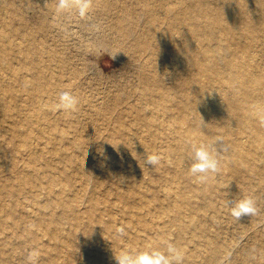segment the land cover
<instances>
[{"label":"rangeland","instance_id":"1","mask_svg":"<svg viewBox=\"0 0 264 264\" xmlns=\"http://www.w3.org/2000/svg\"><path fill=\"white\" fill-rule=\"evenodd\" d=\"M158 1L79 0L77 3L69 0V7L58 10L60 0H0V48L8 49L0 56V77H10L8 79L15 84L13 91L0 89V97L5 94L12 102L8 94L20 95L24 99L16 102L14 99L13 107H16L14 103L17 106L21 103L22 108L42 111L45 109L42 105L34 109L44 101L42 95L27 90L22 82V78H31L33 85L32 78H37L50 90L56 103V108L50 112L52 125L36 116L35 121L27 119L25 113L20 122L11 124L1 111L3 103L0 101V250L4 249V252L0 251V264H29L28 254L33 250L37 251L36 264H102L101 260L108 261L105 264H116L114 251L157 249L166 252L169 244L176 249L185 248L187 254L196 253L189 261L179 259L171 264H181V261L182 264H217L224 255L225 246L232 244L237 247L227 255L232 264H264V224L259 222V216H264V178L255 174L256 169H242L236 173L227 169L228 176L217 174L220 179L228 177L224 190L216 188L208 190L205 196H197L191 188V180L171 169L161 174L142 162L136 167L139 175L133 177L134 183L130 184L119 174H107L99 167L112 166L122 170L128 157L105 138L111 126L119 128L115 134L119 139L127 137L133 145L136 140H141L147 145L146 150L158 151L157 143H167L163 132L166 130L160 127L170 120L165 119L163 125L156 126L148 123L143 114H164L155 110L152 104L153 98L160 97L159 85L165 87L162 92L165 97L179 98L170 87L173 79L168 78V73L171 68H180L178 62L185 64L186 60L163 46L151 45L142 49L137 45L139 37L124 36L115 26L122 19L125 26L143 30L140 34L148 32L151 37L147 28L154 19L147 15L144 5L158 7ZM129 16H134V22ZM160 16L166 21L170 19ZM165 30L166 27L161 32L165 33ZM10 34H13L12 41ZM168 38L165 35L158 42L164 43L166 39L172 45V38ZM24 40L32 52L28 57H22L24 54L13 44ZM253 43L258 68H264V37L258 34ZM50 48L61 61L50 55ZM193 75L194 70L190 67L185 80L189 81ZM61 91L77 99L75 112L68 113L57 107ZM102 103L103 108L97 112L94 104ZM137 111L141 113L139 126L132 122ZM14 126L20 134H13ZM149 127L155 129L154 139L150 138ZM34 128H42L43 133L36 135ZM58 134H63V139L58 138L55 142L66 144L71 156L60 157L42 149L45 144L50 145L45 141L48 137ZM80 135L89 136L86 143L88 157L81 158V149L69 144ZM32 136L35 137L33 142L42 143L39 151L30 153L24 149L18 152L21 141ZM83 159L85 163H80ZM260 168L264 172V167ZM27 175L37 182L55 176L57 182L51 189L44 182L35 186V190L22 189L20 181ZM166 178L180 179L182 190L178 193L197 202L198 213L203 216L195 224L181 220L182 216L175 220V211L185 208L172 202L176 195L164 194ZM138 186L141 193H132L131 187ZM114 189L130 192L132 195L124 200L129 204L116 201ZM150 193L159 197L160 206L143 202V194ZM245 197L254 201L256 213L237 219L232 215V208ZM168 203L172 205L168 206ZM73 206L81 215L99 207L102 217L98 213L91 215L88 229L83 230L77 227ZM125 206L130 213L138 212L141 221H126ZM166 211L173 212L172 217H168ZM185 213L182 212L183 216ZM162 220H167L170 225L166 233L160 235L157 228H146L148 221ZM117 228L123 229L122 235L117 234ZM135 233L148 236L157 242L156 246L139 247L134 243ZM42 243L53 250V254L56 244L64 243V259L54 256L46 260V254L38 251Z\"/></svg>","mask_w":264,"mask_h":264},{"label":"bare ground","instance_id":"2","mask_svg":"<svg viewBox=\"0 0 264 264\" xmlns=\"http://www.w3.org/2000/svg\"><path fill=\"white\" fill-rule=\"evenodd\" d=\"M176 1V3L171 4L166 0H159L158 7L145 3L147 15L150 14L154 19L153 23L147 28L151 37L148 32L140 34L139 32L143 30L137 31L133 26H125L122 19H119L120 23L115 25L122 35L139 37L137 45L142 49H146L151 45L156 47L163 46L171 50L170 52L178 53L181 58L186 60L185 64L178 62L177 64L180 68H171V72L168 73V78L173 79L169 83L170 87L176 91L175 93L179 95V98L174 99L172 95L165 97L166 94L162 93L165 91V87L159 85L160 97L153 98L152 104L155 110L163 111L164 114L162 116L156 113L143 114L148 123L156 124V126L157 124L163 125L165 119L170 120L169 123L164 122L165 125L160 127L166 130L163 132L166 134L167 143L164 141L163 143H157L160 148L158 151L146 150L147 145L141 140H136V145H133L132 141L129 143V138L127 137L119 139L115 135L119 128L111 126V131L105 134V138L109 143H113L116 148L126 152L128 157L125 159V165L122 170L112 166L100 165L99 167L107 174H119L127 183L132 184L134 183L133 177L137 174L139 175L136 167L144 162L146 154L156 155L159 157V163L154 167L147 165V168L153 167L154 170L161 174H164L166 169H171L177 175L187 177L191 180V188L197 196L207 195L208 190H224L228 177L220 179L217 174L228 176L227 169L232 173L240 172L242 169H256L255 174L264 178V172L260 168L264 167V127L259 123L260 115L264 113V68H258L259 65L253 56L255 47L253 41L258 34L264 37V0ZM156 9L161 12H157ZM160 15L170 17L169 21L161 19ZM126 17L124 16V18ZM129 17L134 22L132 20L134 16ZM164 23L166 24L163 25ZM164 27H166V30L165 33H162L161 31ZM3 34H6V32ZM165 35H168V39L172 38V45L166 39L164 43L158 42ZM9 36L12 41L13 34ZM25 40L23 43L20 41L13 43L15 48L17 46V49L24 54L22 57H28L32 53ZM6 50H8L6 47H1L0 56ZM49 50H51L49 53L53 58L61 61L54 49L50 48ZM190 67L193 68L194 75L189 81H186L185 77ZM182 70L186 72L182 73ZM29 76L32 77L33 74ZM8 78L10 77L5 75L0 77V89L13 91L15 84ZM32 79L35 82L33 85L30 81L31 78L26 80L22 78L23 86L27 90L35 91L37 95H42V97H39L44 101L36 105L34 109L39 105H42L45 109L37 112L33 111L32 108H22L21 103H19V106L14 103L16 107H13L14 99L16 102L24 98H21L20 95L16 97V94L10 93L8 97L10 98L11 95L12 102L7 100L5 94L1 95L0 101L3 103L1 111L11 124L20 122L24 118L23 113H25L27 119L35 121L36 118L34 116H36L37 119L49 122L52 125L50 112L56 108V103L50 96V90L46 87L44 88L37 78ZM61 90L63 91L64 89L61 88ZM62 91L60 94L63 93ZM94 106L97 108L96 111L99 112L104 105L102 103L100 105L94 104ZM32 111L33 113L31 114ZM140 115L141 113L137 111L136 117L132 119L133 124L139 126ZM119 116L122 118V115ZM215 119H220L222 122ZM12 129L14 130V135L21 133L15 126ZM33 131L36 135L43 133L42 128H34ZM148 131L152 133V136L149 134L150 138L154 139L156 136L155 129L149 127ZM63 136V134H58L54 135L53 138L51 136L48 137L45 141H48L47 143L50 145L45 144L46 147L42 149L46 148L45 152H54L60 157L71 156L66 144L55 142L58 138L63 139ZM34 138L32 136L31 139L21 141L18 152L21 153L24 149H27L30 153L39 151L37 149H40L39 145L42 143H38L40 141L33 142ZM88 138L89 136L80 135L69 142V144L81 149V153H79V156H82L81 158L88 157L89 153L86 149ZM215 141H219V144L215 145L220 149L215 153L219 170L215 174H207L208 178L204 182H200L197 180L196 175L190 172L191 165L196 162L194 152L192 157L189 156L191 145L192 143L197 145L203 143L211 147ZM131 156L137 157L132 158ZM81 158H78V160ZM80 163H85L84 159ZM165 180L167 184L163 185L161 183L165 187L164 194L176 195L175 200L172 202L178 207L180 206V208H185L182 211L181 209L176 210L174 215L173 212L166 211V215L168 217L175 216V220L176 217L182 216L181 220L195 224L196 220L203 216L198 213L197 202L187 199V195L184 193H178V190H182L179 185L180 179L166 178ZM43 182L46 183L48 189H51L53 184L57 182V178L51 176L49 179L37 182L27 175L20 181L19 185L22 189L35 190V186L42 185ZM131 189L132 193H141L139 186L131 187ZM113 191L117 195L116 201L129 204V202L124 200L132 195L130 192H122L118 189ZM143 196L145 198L143 202L160 206L157 201L159 197L155 193L143 194ZM95 200L98 202V199L95 198ZM167 205L170 206L172 204L168 203ZM72 210L76 218L77 227L83 228V230L88 229L91 215L98 213L102 217L100 213L102 209L99 207L90 210L87 215H81L74 206ZM125 210L127 214L125 217L126 221H141L138 212L130 213L127 211L126 206ZM182 212L187 213L183 216ZM185 218L186 220H184ZM259 222L264 224V216H259ZM169 227L167 220H162L161 222L148 221V225H146L148 230L157 228L156 232L160 233V235H162L161 233H166ZM134 238H136L137 242L134 243L138 244L139 247L150 246L152 248L157 244V242L149 239L146 235L142 237L141 233H135ZM65 247L64 243H57L56 252L53 254V250L45 247V244L42 243V246H38V251L46 254V260H51L54 256H58L63 260L64 254H62V251ZM236 249L237 247L234 244L226 245L224 255L220 256L217 264H232V260L228 259L227 255H231ZM133 250L138 251L137 249ZM0 251L4 252V249ZM177 251L180 259H187V261L196 254H187L185 248H178ZM101 261L103 262L102 264L108 262Z\"/></svg>","mask_w":264,"mask_h":264},{"label":"clouds","instance_id":"3","mask_svg":"<svg viewBox=\"0 0 264 264\" xmlns=\"http://www.w3.org/2000/svg\"><path fill=\"white\" fill-rule=\"evenodd\" d=\"M79 3V0H76ZM69 7V0H60L58 5V10H62ZM83 8V5H81ZM60 103L57 105L58 108H62L65 112L71 113L75 112L77 109L78 101L75 97L71 96L69 93L64 92L60 94ZM259 123L264 127V113L260 115ZM219 144V141H215L213 146H208L203 143L197 145L192 143L191 151L189 156L192 157L193 152L195 153V163L190 167V172L196 175L197 180L204 182L209 173L215 174L218 168V161L216 159L215 153L220 149L215 145ZM144 163L150 166H156L159 163V157L156 155H147L144 159ZM256 213V208L254 201L250 197L242 198L236 202L235 207L232 208V215L237 219L243 215H253ZM117 234L122 235L123 229L117 228ZM37 251L33 250L28 254L29 264H36ZM114 260L116 264H171L173 260H179L180 255L177 249L169 244L167 246L166 252L151 249L148 251H134L123 249L119 253L114 251Z\"/></svg>","mask_w":264,"mask_h":264}]
</instances>
